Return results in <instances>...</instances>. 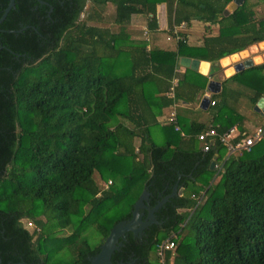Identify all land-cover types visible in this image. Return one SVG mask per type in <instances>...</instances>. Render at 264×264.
Listing matches in <instances>:
<instances>
[{
  "label": "trees",
  "instance_id": "1",
  "mask_svg": "<svg viewBox=\"0 0 264 264\" xmlns=\"http://www.w3.org/2000/svg\"><path fill=\"white\" fill-rule=\"evenodd\" d=\"M43 1L15 0L0 24L3 263L89 264L111 228L132 216L146 187L153 207L178 185L156 213L160 224L142 238L131 233L122 239L115 264L122 256L162 264L157 243L181 228L164 264H264V152L251 156L264 147V137L241 156H227L219 139L209 151L198 140L210 126L224 133L239 125L235 141L248 135L242 110L264 96V62L224 79L221 92L211 95L213 124L194 121L183 135L173 122L159 120L174 104L195 106L206 88V75L191 67L180 73L181 58L216 67L221 58L264 41L259 3L245 0L226 15L232 0ZM163 1L170 35L174 25L194 19L218 24L219 33L206 36L202 46L189 45L182 33L176 49L149 47ZM9 2L0 0V18ZM108 4L116 7L115 27L90 22L101 21L99 8ZM135 14L147 16L148 34L143 29L145 39L138 41L127 31ZM216 155L220 171L211 169ZM96 170L112 180L109 187L99 186ZM201 191L205 198L193 210L192 194ZM69 228L70 235L56 237ZM91 228L101 236L98 244L87 235Z\"/></svg>",
  "mask_w": 264,
  "mask_h": 264
},
{
  "label": "crops",
  "instance_id": "2",
  "mask_svg": "<svg viewBox=\"0 0 264 264\" xmlns=\"http://www.w3.org/2000/svg\"><path fill=\"white\" fill-rule=\"evenodd\" d=\"M257 15L260 16L262 6L258 5L255 8ZM158 21L160 29L154 34L149 33V44L148 46H158L166 49H176L177 40L173 36L169 38V20H168V9L167 3L165 1L158 4ZM233 11H231L232 13ZM230 14V13H229ZM134 17V16H133ZM132 17L131 24L128 26L127 31L131 34L133 40H140L141 36L138 35L139 28L142 30L147 26V16L146 22L142 23L140 19L134 20ZM186 23V26L180 29V32L185 34L187 42L192 46H202L204 44L205 37L208 35H216L219 33V25L207 23L202 20L194 19L190 23ZM144 34V33H143ZM145 39V37H144ZM196 58L183 57L181 58L180 64V73H184L188 67H191L190 64H187L185 60ZM199 60V59H198ZM253 62V65L261 64L264 62V41L251 45L249 48L244 49L240 52L225 56L221 58L216 67L209 61L200 60L199 69H194L199 73L206 75L208 77V82L206 88L200 93L199 100L195 106L184 104H174L170 108H165L162 114L159 116L160 121L167 120L170 112L176 110L178 114L179 124L184 129V132H187L191 124L195 121L196 123H202L211 125L215 122L214 117V106L212 104V94L221 92L222 83L224 79L229 78L234 75V66L242 62ZM178 80V78H175ZM178 83V82H177ZM171 95H173L171 93ZM210 100V103L207 104V101ZM263 110V109H262ZM242 113L245 117L244 128L246 133L250 134V131L254 132L256 128L264 125V112H258L254 108H246L242 110ZM261 120V121H260ZM259 122L254 129H252V123ZM237 127L238 133H240L239 125ZM251 132V133H252ZM217 156V155H216Z\"/></svg>",
  "mask_w": 264,
  "mask_h": 264
},
{
  "label": "water",
  "instance_id": "3",
  "mask_svg": "<svg viewBox=\"0 0 264 264\" xmlns=\"http://www.w3.org/2000/svg\"><path fill=\"white\" fill-rule=\"evenodd\" d=\"M40 2L44 3L43 0ZM245 0H232L225 9V14L231 13L237 7L241 6ZM15 6V0H10L8 7L6 8L3 16L0 18V24L7 17L10 10ZM52 9V8H51ZM1 31V29H0ZM190 61L189 59H187ZM190 65L194 69H199L200 60L192 59L190 61ZM253 65V62L250 60L249 62L238 63L234 66V73L242 71ZM210 103V100L207 101V104ZM254 109L258 112H264V96H262ZM263 109V110H262ZM217 156H215V160L212 162L211 169L215 168ZM184 191V187H182L179 191V194H182ZM178 193V185L174 187V190L171 194L162 198L156 205L153 207L150 206V192L146 187L136 203L134 204V208L132 211V216L129 219H124L117 222L110 230L109 235L105 238L104 242L100 245L99 252L92 257L89 258V264H115L112 260L113 254L115 251L120 250L121 245L123 244L122 239L126 237V235L131 232L134 236H141L145 229L151 226L152 224H160L156 217L157 211L164 206V204L171 198L174 197ZM146 214V215H145ZM145 216V217H144Z\"/></svg>",
  "mask_w": 264,
  "mask_h": 264
},
{
  "label": "built area",
  "instance_id": "4",
  "mask_svg": "<svg viewBox=\"0 0 264 264\" xmlns=\"http://www.w3.org/2000/svg\"><path fill=\"white\" fill-rule=\"evenodd\" d=\"M185 26L186 23L174 25V27L171 29L172 34L169 36V38H172L174 36L177 41L182 39V33L180 32V29ZM144 30L146 34H148V28L145 27ZM177 82L178 80L174 79V85H176ZM174 85L172 87V90L174 88ZM212 104H214V101H212ZM168 121L176 124V129L180 130L183 135H186V132L183 131L179 124L178 114L176 110L171 111L168 117ZM239 134L240 133H238L237 127H232L224 133H219L215 127L210 126L208 129L198 133V140L201 142L202 149L204 151H209L211 145L216 141V139H219V141L227 147V156H230L237 152L251 151L252 147L264 137V125L258 127L257 130L253 133V135L248 134L246 137L244 136L240 140L235 141ZM215 167L218 168V170L220 171L222 165H218L216 163ZM111 183L112 180H109V182L106 183L105 187H109ZM192 197L197 201L196 206L193 209L195 210L204 200L205 191H201L199 194L193 193ZM28 224L30 226H33L32 222H28ZM185 224L186 223H184L182 226L184 227ZM181 230L182 228L179 231H172L168 235V237L162 239L160 242L157 243L156 252L160 257L162 264H164L166 252L175 250L177 246L176 239L178 238V234Z\"/></svg>",
  "mask_w": 264,
  "mask_h": 264
},
{
  "label": "rangeland",
  "instance_id": "5",
  "mask_svg": "<svg viewBox=\"0 0 264 264\" xmlns=\"http://www.w3.org/2000/svg\"><path fill=\"white\" fill-rule=\"evenodd\" d=\"M252 1H255V2H258L260 6H262V10H261V14L260 16H264V0H252ZM91 11V2L88 3L87 5V9H86V12L82 15V18H86L87 19V15L88 13ZM99 12L101 14V21H99L98 17L96 16L97 20H94V21H90L92 22L93 24H99L100 26H106V27H115L114 26V18H115V12H116V7L115 5L113 4H108L103 10H100L99 8ZM96 15V13H95ZM134 17V20H138L140 19L142 23L146 22V15L144 14H135L133 15ZM139 30V33L138 35L141 36L140 38H144V34H143V30L141 28L138 29ZM261 121V120H260ZM259 122L257 123H252V129L255 128V126L258 124ZM257 130V128H256ZM255 130V131H256ZM254 131V132H255ZM252 130L250 131V134L253 135L254 132H252ZM246 137V136H245ZM264 152V147H260L258 149H256L252 154L251 156L252 157H256L260 154H262ZM236 156H241V153L240 152H237L235 153ZM95 179L97 180L99 186L101 188L105 187L106 183L108 181H104V179L97 173V170H96V173H95ZM203 178H207V179H210L211 176L206 174L205 176H203ZM213 178V177H212ZM221 179V174L217 175L213 181L218 182L219 180ZM212 180V179H211ZM72 233V230L69 228V229H66V230H63L61 232H59L58 234H56V237H63V236H67V235H70ZM87 235L90 237V240L92 243L94 244H98V242H100V239H101V236L95 231V229L91 228L89 229V231L87 232ZM182 238V237H181ZM62 255L61 256H65L66 259H68L70 256L69 255H66L65 251H62L61 253Z\"/></svg>",
  "mask_w": 264,
  "mask_h": 264
},
{
  "label": "flooded vegetation",
  "instance_id": "6",
  "mask_svg": "<svg viewBox=\"0 0 264 264\" xmlns=\"http://www.w3.org/2000/svg\"><path fill=\"white\" fill-rule=\"evenodd\" d=\"M182 188V187H181ZM180 191V190H179ZM146 215V214H145ZM145 217V216H144ZM153 225V224H152ZM151 226H149L148 228H150ZM148 228H146V229H148ZM145 229V230H146ZM129 234H131V232H129L127 235H126V237L124 238L125 240H127V237H128V235ZM133 234V233H132ZM146 234H145V231H144V233L141 235V236H134V234H133V236L135 237V238H142V237H144ZM123 245V244H122ZM122 245H121V247H122ZM121 247H120V250H118L119 251V253L118 254H116V258L118 257V256H121V255H123L122 254V251H123V249H121ZM125 257L124 256H122V258L119 260V259H116L117 260V262L118 263H116V264H138L137 262V260L136 259H133L132 257H130L129 259H127V260H125L124 259ZM0 264H4L3 263V261H2V259H0ZM9 264H11V263H9ZM141 264V263H140Z\"/></svg>",
  "mask_w": 264,
  "mask_h": 264
},
{
  "label": "bare ground",
  "instance_id": "7",
  "mask_svg": "<svg viewBox=\"0 0 264 264\" xmlns=\"http://www.w3.org/2000/svg\"><path fill=\"white\" fill-rule=\"evenodd\" d=\"M185 61H186V63H187V64H190V63H191V62H190V61H188V60H185Z\"/></svg>",
  "mask_w": 264,
  "mask_h": 264
}]
</instances>
